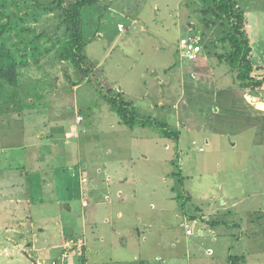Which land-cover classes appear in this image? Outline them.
Returning a JSON list of instances; mask_svg holds the SVG:
<instances>
[{
    "label": "rangeland",
    "instance_id": "1",
    "mask_svg": "<svg viewBox=\"0 0 264 264\" xmlns=\"http://www.w3.org/2000/svg\"><path fill=\"white\" fill-rule=\"evenodd\" d=\"M74 1L66 0V4ZM237 1L245 13L246 34L254 53L256 65L251 75L254 82H260L258 87L253 83L252 91L247 92L235 80L237 71L218 58L226 53L220 40L223 28L206 27L203 12L207 5L203 0H101L97 7L85 12V42H89L84 51L86 73L56 57L64 39L59 12L42 13L36 23L27 21L24 27L30 26L43 35L39 48L49 51L37 54L30 67L21 70L19 87H6L5 100H0V149L20 143L22 130L28 134L39 127L36 120L28 118V112L43 109L36 116L50 114L49 129L43 132L54 135L55 155H68L70 165H79L89 185L92 183L103 191L112 185L117 191L115 172L120 167L135 174L130 183L126 182L131 195L122 204L126 217L120 222L161 220L169 226L183 222L179 235L184 236L185 228L198 232L199 226H193V220L203 216L199 212L209 211L214 197L220 202V182L227 184V190L231 189L232 183L240 181L241 173L252 166L248 162L251 155L264 156L263 119L257 113L254 118L251 108L264 103V0ZM10 2L9 14L17 11ZM50 2L28 0L25 4L19 0V5L24 13L26 5L47 6ZM6 22L8 19L0 18V25ZM17 31L4 35L9 37L7 45L19 54L28 53V39L32 35ZM183 39H192L195 44L200 40L209 42L208 49H203L208 55L206 60L184 58ZM14 42L18 44L13 45ZM9 93L16 96L11 98ZM111 96L130 103L138 118L163 122L171 130L181 132L179 147L175 140L162 138V129L158 127L137 125L131 129L118 124L120 118L106 99ZM161 102L166 107L156 109ZM78 118L82 120L79 122ZM62 136L68 137L69 144H60ZM164 143L170 144L169 150ZM234 143L237 146L232 148ZM183 144L184 153L179 150ZM185 153L188 157L180 165ZM8 155L15 157L14 152ZM260 166L264 176V162H254L252 170L245 173L250 186L258 185L252 171L260 177ZM178 170L183 171L182 181L174 177ZM259 182L264 186L263 180ZM179 195L181 198L177 200ZM160 205L165 212L160 213ZM140 208L143 210L137 211ZM34 213L42 220L47 219L40 210ZM56 217L59 222L60 217ZM45 223L48 224L46 220L39 224ZM48 231L57 236V229ZM192 240L196 245L191 248L198 249L193 256L195 264H212L215 258L217 264H264V236L238 242L230 237L218 244L211 242L210 235ZM70 243L73 246L71 239L68 246ZM207 249L216 254L211 250L208 255ZM230 257L239 259L234 261ZM58 263L59 259L54 264Z\"/></svg>",
    "mask_w": 264,
    "mask_h": 264
},
{
    "label": "crops",
    "instance_id": "2",
    "mask_svg": "<svg viewBox=\"0 0 264 264\" xmlns=\"http://www.w3.org/2000/svg\"><path fill=\"white\" fill-rule=\"evenodd\" d=\"M88 44L89 42L85 48ZM205 56L207 58L208 55L203 52L200 58L206 60ZM251 57L253 64V50ZM254 64L253 66L256 65ZM190 73L193 75L192 71ZM182 74L185 77L186 71L183 70ZM239 95L242 96L241 93ZM244 104L247 105L245 100ZM259 104L251 108L254 118L257 113L264 124V110L258 108ZM166 105L158 103L156 109H163ZM42 111L44 110L31 109L28 112V118L36 120V125H39L34 127L32 134L22 130L23 140L20 143L0 149V264H54L58 259V264H195L193 256L198 254V249L191 248L196 245V241L192 240L195 237L205 239L210 235L211 242L218 244L221 239L225 243L230 237L238 242L250 241L256 235L264 236V186L259 182L264 181L262 166L259 167L260 177L252 171L258 182L257 186H250L249 180L244 178L245 173L252 170L254 162H264V156L251 155L248 162L252 166L241 173V182L232 183L231 189L227 190V184L220 182V202L214 197L209 204V211L206 214L199 212L203 216L193 220L192 225L199 226L198 232L193 231V235L185 233L183 236L178 233L184 228L183 222H175L174 227L161 220L120 222L126 217L122 204L127 203L131 195V191L126 190V184L130 183L135 174L120 167L115 172L118 178L117 191L113 190L112 185L105 191L92 183L89 185L79 170V165H70L68 155H55L57 141L54 135L43 132L49 129L50 114L36 116ZM21 117H16V120L22 121ZM119 123L122 125L120 119ZM64 136L60 144H69L68 137ZM181 137L180 133L179 140ZM206 142L209 144L208 140ZM177 144L179 147L180 143ZM184 146L183 144L180 146L182 149L178 148L182 153L185 151ZM232 146L234 148L237 144ZM165 148L169 150L170 144H166ZM13 152L15 157L7 156V153ZM182 157L180 165L185 164L184 158L188 156L185 153ZM181 174L184 178L183 171ZM135 192L137 194V189ZM238 194H242L241 197ZM159 207L160 213L165 210L162 205ZM39 210L47 219L35 216L34 212ZM142 210L140 208L137 211ZM55 214L60 217L59 222H56ZM45 220L48 224L41 226L39 223ZM50 228L58 230L57 236L48 231ZM146 229L150 230L147 232ZM70 239L74 242L73 246L71 243L68 246ZM79 239L83 241L80 248L77 245ZM211 250L213 249H207V254ZM229 250L230 248L228 252ZM228 252L224 258L226 261ZM217 263L215 258L212 264Z\"/></svg>",
    "mask_w": 264,
    "mask_h": 264
},
{
    "label": "trees",
    "instance_id": "3",
    "mask_svg": "<svg viewBox=\"0 0 264 264\" xmlns=\"http://www.w3.org/2000/svg\"><path fill=\"white\" fill-rule=\"evenodd\" d=\"M23 1L26 4L28 0ZM8 2L9 0H0V18L2 20L8 19V22L0 25V100H5L3 95L7 86L13 88L19 87L22 69L29 68L30 61L36 60L37 54L49 51L48 48H39L42 34H38L36 29L30 26H23L27 21L38 22L42 13L51 14L56 11L59 12V19H61L64 27L63 43L56 51L57 59L61 62L68 61L82 73H86L84 70V65L87 62L84 55L85 46L87 45L84 30L85 12L97 7L101 0H76L68 5L66 4V0H52L47 6H43L41 3H37L35 6L26 5L24 13H21L22 8H20L19 0H11L10 3L17 9L16 12L11 14L7 12ZM203 2L207 5L203 12L205 14L206 27L209 29L216 27L223 28V37L220 40L224 44L226 53L220 54L218 58L224 60L223 62L227 63L232 70L237 71L235 80L240 82V87L245 92L247 90L252 91L253 83L256 84L255 87H258L260 82H254L251 75L254 70L252 61L250 60L252 47L246 34L244 11L239 7L237 0H203ZM12 30H20L27 35H32L28 39L29 44L27 45L30 46L28 53L19 54L18 51L16 52L14 49L8 47L6 41L9 37H5L4 35ZM18 37L21 38L20 35ZM203 38H205V35ZM208 43L205 40L196 42V45L201 46V52L198 54L197 59L192 61H197L200 58L203 49H208ZM17 44L18 42H14L13 45ZM71 83L73 84V82ZM9 96L13 98L16 94L9 93ZM106 99L120 118L122 124L129 126L131 129L137 125L144 128L147 126L158 127L162 129V138L175 140L176 143H179L181 132L171 130L163 122L138 118L134 108H130V103L121 100V98L111 96ZM176 168L178 169V167ZM174 173H176L174 177L177 178V181H182L181 170ZM180 198V195L176 197L177 200ZM232 258L234 261H238L239 259L237 257ZM232 258L230 257V260ZM233 264H236V262Z\"/></svg>",
    "mask_w": 264,
    "mask_h": 264
},
{
    "label": "built area",
    "instance_id": "4",
    "mask_svg": "<svg viewBox=\"0 0 264 264\" xmlns=\"http://www.w3.org/2000/svg\"><path fill=\"white\" fill-rule=\"evenodd\" d=\"M122 28V26H120ZM181 45L184 49L183 57L190 60H195L198 57V54L201 52V46L196 45L195 41L192 39H183L181 41ZM82 118H78V121L80 122ZM187 235H193V230L190 228H187L186 231ZM80 245H83V242L79 241Z\"/></svg>",
    "mask_w": 264,
    "mask_h": 264
},
{
    "label": "bare ground",
    "instance_id": "5",
    "mask_svg": "<svg viewBox=\"0 0 264 264\" xmlns=\"http://www.w3.org/2000/svg\"><path fill=\"white\" fill-rule=\"evenodd\" d=\"M259 108L264 110V105L261 104V105L259 106Z\"/></svg>",
    "mask_w": 264,
    "mask_h": 264
},
{
    "label": "water",
    "instance_id": "6",
    "mask_svg": "<svg viewBox=\"0 0 264 264\" xmlns=\"http://www.w3.org/2000/svg\"><path fill=\"white\" fill-rule=\"evenodd\" d=\"M260 105H261V104L258 105V108H259ZM263 105H264V104H263ZM259 109H260V108H259ZM260 110H263V109H260Z\"/></svg>",
    "mask_w": 264,
    "mask_h": 264
},
{
    "label": "clouds",
    "instance_id": "7",
    "mask_svg": "<svg viewBox=\"0 0 264 264\" xmlns=\"http://www.w3.org/2000/svg\"><path fill=\"white\" fill-rule=\"evenodd\" d=\"M187 231V230H186Z\"/></svg>",
    "mask_w": 264,
    "mask_h": 264
}]
</instances>
